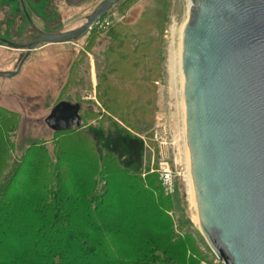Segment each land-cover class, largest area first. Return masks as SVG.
Here are the masks:
<instances>
[{"label": "rangeland", "instance_id": "374dc122", "mask_svg": "<svg viewBox=\"0 0 264 264\" xmlns=\"http://www.w3.org/2000/svg\"><path fill=\"white\" fill-rule=\"evenodd\" d=\"M22 1L34 26L55 35L83 26L103 0H85L77 6H68L65 0ZM189 5V0H123L81 39L40 44L19 75L0 78V110L17 117L8 130L10 159L3 174L24 163L38 172L37 166L45 159H51L49 165L53 166L56 140L64 134L48 129L44 121L59 103L77 104L81 126L73 135L93 141L108 167L121 169L130 180L141 184L142 191L150 192L155 203L165 204L154 220L157 230L166 221L171 234L168 243L172 245L167 240L159 244L155 253L161 258L158 263L222 264L199 230L196 206L189 196L184 172L182 86L170 71L171 56L178 45L180 50L179 36ZM37 36L23 17L19 0H0L2 39L24 45ZM24 56V50L0 44V72L17 71ZM35 148L42 153L32 154ZM33 155L39 162L28 160ZM162 167L170 168L174 177L170 196L161 190ZM26 170L18 172L14 191L23 186ZM53 172L44 170L45 182L54 178ZM36 174L29 181L25 179L33 191L34 185L41 183L42 174ZM97 186L99 190L106 188L100 178ZM133 203L128 213L135 214L133 220L138 222L130 227L135 233L148 234L149 226L138 225L143 217L136 208L137 199ZM105 220L112 224L115 215ZM14 226H9V236Z\"/></svg>", "mask_w": 264, "mask_h": 264}, {"label": "water", "instance_id": "95a60500", "mask_svg": "<svg viewBox=\"0 0 264 264\" xmlns=\"http://www.w3.org/2000/svg\"><path fill=\"white\" fill-rule=\"evenodd\" d=\"M85 0H65L77 6ZM123 0H103L80 28L24 45L20 74L40 44L85 36ZM181 33L184 128L199 230L222 264H264V0H189ZM58 104L48 129L81 125L79 105Z\"/></svg>", "mask_w": 264, "mask_h": 264}, {"label": "trees", "instance_id": "16d2710c", "mask_svg": "<svg viewBox=\"0 0 264 264\" xmlns=\"http://www.w3.org/2000/svg\"><path fill=\"white\" fill-rule=\"evenodd\" d=\"M16 118L0 110V264H162L155 253L171 234L166 221L156 229L154 215L165 204L155 203L152 194L142 191L141 184L121 169L108 167L93 141L75 137L73 130L56 132L64 137L56 140L53 166L51 159H45L37 166L38 172L24 163L3 174L10 159L8 130ZM33 152L38 155L42 150ZM35 155L28 160L39 162ZM22 168L27 169L28 181L35 173L36 177L42 174L41 183L34 185L36 191L25 179L18 192L14 191ZM49 168L54 178L45 182L43 172ZM97 178L106 188L98 189ZM134 199L143 217L138 225L149 226L148 234L135 233L130 227L138 222L133 220L135 214L128 213ZM112 215L115 221L111 224L105 218ZM9 226L15 227L11 236Z\"/></svg>", "mask_w": 264, "mask_h": 264}, {"label": "bare ground", "instance_id": "6f19581e", "mask_svg": "<svg viewBox=\"0 0 264 264\" xmlns=\"http://www.w3.org/2000/svg\"><path fill=\"white\" fill-rule=\"evenodd\" d=\"M172 31H174V30H172ZM179 35H180V32H179ZM179 37H180V50H179V45H178V50L176 51V53H173L172 56L170 55L171 56V59H170V68H171V70L170 71H172L173 79L174 78L176 79V77H179V81L181 83V86L183 87L182 65H181V35ZM180 95H181V99H182V103L181 102L180 103H181V109H182V120H183V124H184V103H183L182 89L180 91ZM182 136H183L182 139L184 140V147H185V151H186V154H185L186 155V157H185L186 169L184 170V172L186 173V178L188 180L189 196L191 198V203L194 206L195 205L194 190H193L192 178H191L190 169H189V159H188V151H187V145H186L185 128H183V130H182Z\"/></svg>", "mask_w": 264, "mask_h": 264}, {"label": "built area", "instance_id": "2783aa9c", "mask_svg": "<svg viewBox=\"0 0 264 264\" xmlns=\"http://www.w3.org/2000/svg\"><path fill=\"white\" fill-rule=\"evenodd\" d=\"M161 176H162L161 180L163 182V187L161 188V190L165 196H170L174 188L173 187L174 177L172 171L168 167H162Z\"/></svg>", "mask_w": 264, "mask_h": 264}, {"label": "flooded vegetation", "instance_id": "af4514ba", "mask_svg": "<svg viewBox=\"0 0 264 264\" xmlns=\"http://www.w3.org/2000/svg\"><path fill=\"white\" fill-rule=\"evenodd\" d=\"M20 1V5H21V9H22V13H23V17L25 18V20L27 21V23L29 24V26L32 28V29H34L36 32H37V34H38V32H41L40 30H38L35 26H34V24L32 23V21L30 20V18H29V16H28V14H27V11H26V9H25V7H24V4H23V1L22 0H19ZM43 33V32H42ZM46 34V33H45ZM38 36H39V34H38ZM37 36V37H38ZM0 39H2V37H0ZM2 40H4V39H2ZM5 41H7V40H5ZM34 41V40H33ZM8 42H10V41H8ZM10 43H12V42H10ZM1 44V43H0ZM61 103H64L66 106L68 105L70 108L71 107H73V106H75V105H77V104H74V105H70V104H68V103H66V102H61ZM60 104V103H59ZM68 107V109H70Z\"/></svg>", "mask_w": 264, "mask_h": 264}]
</instances>
